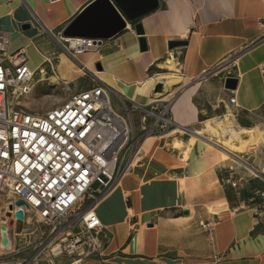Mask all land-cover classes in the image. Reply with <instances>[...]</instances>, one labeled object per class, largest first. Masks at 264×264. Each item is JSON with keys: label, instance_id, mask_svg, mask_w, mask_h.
<instances>
[{"label": "crops", "instance_id": "crops-1", "mask_svg": "<svg viewBox=\"0 0 264 264\" xmlns=\"http://www.w3.org/2000/svg\"><path fill=\"white\" fill-rule=\"evenodd\" d=\"M93 1L0 0V31L9 35L8 52L26 51L35 71L34 86H70L86 70L90 77L82 81L87 80L88 86L104 82L128 100L147 104L157 83L150 70L179 63L180 74L176 75L182 80L176 85L172 117L180 126H195L203 113L227 109L264 118V84L258 68L264 61L263 0H159L158 9L139 19L147 42L145 51L128 21L125 31L102 41L99 48L72 56L60 35ZM170 40L187 43L170 49ZM217 66L215 77L200 79ZM219 74L225 79L238 78L237 88L221 86ZM147 81L148 87L142 90ZM168 133L143 142L118 192L98 206L96 212L107 236H101L98 252L80 261L69 257L67 264H180L182 258L162 256L172 248L184 254L202 251L212 259L211 264H264V211L256 212L255 205L228 212L227 203V208L213 214L218 221L209 233L169 221L178 218L162 219L155 230L156 223L149 219L180 203L182 193L186 200L208 206L224 198L208 187L212 170L200 173V165H172L181 154L166 148ZM174 173L185 178V191L182 183L173 181ZM186 209L189 216L192 211ZM200 212L207 213L205 208ZM141 223L148 227L134 234Z\"/></svg>", "mask_w": 264, "mask_h": 264}, {"label": "built area", "instance_id": "built-area-1", "mask_svg": "<svg viewBox=\"0 0 264 264\" xmlns=\"http://www.w3.org/2000/svg\"><path fill=\"white\" fill-rule=\"evenodd\" d=\"M260 27L264 29V21ZM60 37L72 56L102 43L62 33ZM70 40H76V45ZM9 41V35L0 31V202L4 207L0 209V240L5 226L14 247L0 256L16 255L37 234L40 250L53 243L55 250L76 254L80 261L87 258V252L95 255L101 236H106L96 204L130 169L143 142L178 127L190 129L173 119L175 99L141 105L125 98L139 111L135 127L134 111L123 113L115 108L114 90L103 82L71 94L44 113L36 112L25 104L33 92L35 71L24 49L8 52ZM258 68L264 84V61ZM230 100L234 103L236 98ZM94 184H98L95 189ZM223 184L236 188L239 180L230 175ZM18 200L24 203L16 205ZM18 209L24 212L22 219L15 216ZM255 210L264 211V189L258 192ZM19 226L21 231L16 229ZM38 226L45 229L38 232Z\"/></svg>", "mask_w": 264, "mask_h": 264}, {"label": "rangeland", "instance_id": "rangeland-1", "mask_svg": "<svg viewBox=\"0 0 264 264\" xmlns=\"http://www.w3.org/2000/svg\"><path fill=\"white\" fill-rule=\"evenodd\" d=\"M65 46H68V43H64ZM71 61V59H69ZM232 60V59H231ZM73 64L75 62L73 61ZM179 63L172 64V65H166L162 64L160 66L154 67L150 70L151 74L153 76V79H155L156 85L153 88L152 94L150 99L152 100H158L161 102H168L176 99L177 93H178V86L179 82L182 80V78L178 79L176 78L175 81H173L171 84L166 85L164 82H160L156 80V77L159 74L164 73H170V74H180L179 71ZM219 66L213 68L212 70H208L207 72L203 73L200 76V79L204 81H209L213 77H215L216 72H218ZM82 78L89 79V72L86 70H82ZM220 77V78H219ZM219 84L221 86L225 87V77L224 74H219ZM228 77V76H227ZM81 78V77H80ZM81 79H78L79 81L72 83L70 86H34L33 92L29 96L28 101H31L30 107L34 109L36 112L44 113L45 111L51 109L52 107L61 104L65 99H67L71 94L82 91L85 89L92 88V86H88V82L82 81ZM214 81V80H211ZM104 83V82H103ZM161 83V90L157 89V85ZM95 87V86H93ZM226 88V87H225ZM114 89V88H113ZM227 89V88H226ZM125 96L119 95V93L114 91L113 94V104L115 108H117L120 112L123 113H129L127 110L130 109V111H134L133 119L135 122V127L138 126L137 120L139 119V111L133 110V104L128 102ZM128 99V98H127ZM126 103V106L124 103ZM151 103V102H149ZM149 103H139L141 105H148ZM225 114H230L231 117L234 119L236 124L242 127H256L257 129L264 131V118H261L258 116V114L254 113H243V112H235L234 110L227 109L226 111H220L217 114H213L212 112H205L201 116V120L198 124L195 126H188L190 131L198 130L203 128V123L207 119L210 118H220L223 117ZM137 129V128H136ZM188 135L184 132H177L173 135L168 136V142L166 148H170L169 143L171 141V138L176 137L177 139H185ZM204 136L207 138H214L216 137L209 132H205ZM183 147V148H182ZM186 147V145L181 146L177 149V152H180L181 155H177L179 157L178 161H171L172 165H183V166H192V165H200L202 166V170L200 173L206 170H212L213 171V179L209 181L208 187L216 192H219L221 196L224 198L217 201L214 205H203L202 203H193L188 200H186V195L182 193L181 202L177 205L168 208L166 212L164 210H159V213L156 214L150 218V222L156 223V229L159 228L161 220L164 218L166 219H175L177 220H169L170 222H176L179 224H182L184 222L185 226L187 227H194L197 230V227L200 229V231L206 229L209 233V230L214 228L216 225L218 218L217 215H213L220 210L227 208V203L230 212V209L232 211L239 209V208H245L248 206L255 205L257 201L258 192L264 189V132L263 137L258 140L257 142H253L248 144V146H245L244 151L242 154H238V157L233 156L230 154H221L220 147L215 145L213 142H205L204 140H199V143L197 147L191 148L186 155V158L182 155L183 150ZM172 151H176L171 149ZM188 156V157H187ZM217 156L219 158H217ZM240 158V159H239ZM166 159V158H165ZM244 163H248L251 166L254 167L255 171H253L249 166L245 165ZM173 168V169H179ZM174 171V170H172ZM179 173L181 172H175ZM173 181L176 183H182L181 181L185 178L179 179L176 174ZM232 175L235 177V179L239 180V185L236 188H228L226 186H223V178ZM183 180V181H184ZM178 184V185H179ZM98 186V184L93 185V189H95ZM177 189H175L176 191ZM184 190V187H183ZM185 191V190H184ZM103 201V200H102ZM101 201V202H102ZM100 202V203H101ZM100 205V204H99ZM190 208L192 211V216L189 219H185L184 217H187V215L182 214V210ZM207 211L206 214H202L200 210ZM199 210V211H198ZM210 212V213H209ZM209 219V221L207 220ZM204 221V222H201ZM208 222H211L210 226H205ZM205 223V224H204ZM183 224V225H184ZM148 225V224H147ZM144 223L138 224L135 226L133 232L136 233L138 228L145 227ZM39 227V226H38ZM154 227V226H152ZM208 228V229H207ZM16 229H19L20 231L22 228L17 227ZM45 229V228H40ZM142 229V228H141ZM155 229V230H156ZM140 229H138L139 231ZM157 231V230H156ZM205 232V234H207ZM25 233V232H24ZM138 233V232H137ZM126 234V232H124ZM203 235V234H202ZM36 238H32V243L27 245L25 249L18 252L16 255L13 256H0V264H7L11 263L14 264V262L21 261L22 264H27V261H32L31 264H67L69 260V257L76 258V254H69L66 250H63V252H58L54 249L55 244L48 243L46 247L43 250H40L39 248V236L35 234ZM205 236V235H204ZM209 237V235H206V237ZM28 237V235L26 236ZM23 237H21L18 240V243H22ZM30 238V237H29ZM209 242V241H208ZM193 254V252L188 251L186 254L180 252L178 249L172 248L168 250L166 253L162 254V256H167L171 259H177L182 258V261H179L180 264H211L212 261L211 258H207L206 255H203L201 253ZM153 253V252H152ZM87 256H91L90 253H86ZM74 255V256H73ZM85 256V255H83ZM159 256V255H158ZM35 257V258H34Z\"/></svg>", "mask_w": 264, "mask_h": 264}, {"label": "water", "instance_id": "water-1", "mask_svg": "<svg viewBox=\"0 0 264 264\" xmlns=\"http://www.w3.org/2000/svg\"><path fill=\"white\" fill-rule=\"evenodd\" d=\"M158 8L159 0H94L70 22L63 33L67 38H89L104 41L125 31L129 21L140 36V49L145 51L147 42L143 36V25L139 19ZM186 43L185 40H170L168 47L173 49ZM237 85L238 78L226 77L225 87L227 89L234 90ZM161 87V83L157 85L158 90H161ZM23 203V200L16 201V205ZM182 213L188 215L189 210L184 209ZM15 216L22 219L24 217L23 210H16ZM2 229L8 238L6 227L2 226Z\"/></svg>", "mask_w": 264, "mask_h": 264}, {"label": "bare ground", "instance_id": "bare-ground-1", "mask_svg": "<svg viewBox=\"0 0 264 264\" xmlns=\"http://www.w3.org/2000/svg\"><path fill=\"white\" fill-rule=\"evenodd\" d=\"M70 42L72 43V46H75L77 41L70 40ZM176 78L178 79V76L176 74L168 73V74L159 75L157 77V80L160 82L163 80L162 82H164L165 87H166V85H169L173 81H175ZM149 82L150 81H147L144 84V86H142L141 89L142 90L146 89L148 87L147 85L149 84ZM109 87L113 89V87L115 86H109ZM113 90L119 93V95L125 96L122 94V92H120L119 89L118 90L113 89ZM125 97L130 99L127 96ZM150 102H153V100L151 99ZM25 104L29 106L31 104V101L27 100ZM203 124H204L203 128L198 129V130L195 129L193 131H187L182 127H178L175 130H172L170 133H168V136H171L180 131L188 135L185 139H181V140L177 139L176 137L171 138V141L169 143L170 149L177 151L179 147L181 148V146L186 145V147L183 150V156L186 158L187 152L191 148L197 147L199 140H204L207 143L209 141L219 146L221 150V154L227 155L231 153L233 156L238 157V154L243 153L245 146H248V144L257 142L258 140H260L263 137V132H264V131L257 129L256 127L239 126L238 124H236V122L234 121V119L231 117L230 114H225L223 117H220V118L216 117V118L207 119L206 121H204ZM205 132H209L210 134L214 135L216 139L211 138V137L210 138L205 137L204 136ZM217 158L219 157L217 156ZM244 164L249 166V168H251L253 171H255L254 167L251 166L250 164L248 163H244ZM181 182H182V186L184 187V190H186L187 189L186 182L183 180ZM119 184H120V181L117 184H115L110 189V191H108L105 194V196L96 204L95 210H97L100 202L104 200L105 198H107L109 194L111 193L115 194L118 192ZM2 205L3 204L0 202V209L4 208L2 207ZM191 216H192V212L189 216H187V218H190ZM144 225H146V223ZM146 226L148 227V225ZM10 227L14 231L15 223H12ZM6 232L8 234V231ZM5 234H6L5 231L2 230L3 236H2V239L0 240V254L5 251H11L14 247V242L12 243V241L8 239ZM7 264H11V263H7Z\"/></svg>", "mask_w": 264, "mask_h": 264}]
</instances>
